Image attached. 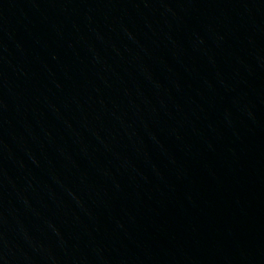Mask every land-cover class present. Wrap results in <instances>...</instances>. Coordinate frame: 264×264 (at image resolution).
I'll return each instance as SVG.
<instances>
[{"label":"water","instance_id":"water-1","mask_svg":"<svg viewBox=\"0 0 264 264\" xmlns=\"http://www.w3.org/2000/svg\"><path fill=\"white\" fill-rule=\"evenodd\" d=\"M0 264H264V0H0Z\"/></svg>","mask_w":264,"mask_h":264}]
</instances>
